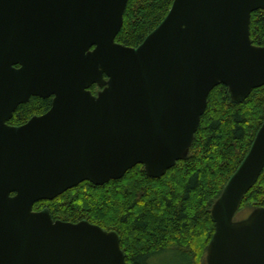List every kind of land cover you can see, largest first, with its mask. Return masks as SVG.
I'll return each mask as SVG.
<instances>
[{"label": "water", "instance_id": "1", "mask_svg": "<svg viewBox=\"0 0 264 264\" xmlns=\"http://www.w3.org/2000/svg\"><path fill=\"white\" fill-rule=\"evenodd\" d=\"M14 2L0 0V23ZM128 2L32 0V57L19 72L1 58L0 36V264H129L116 230L54 219L35 204L138 164L162 177L188 157L216 86L240 103L264 85V45L250 29L264 0H174L136 47L116 41ZM93 84L103 87L96 95ZM30 94L55 95L50 111L8 124ZM263 170L264 121L212 205L208 264H264V206L235 219Z\"/></svg>", "mask_w": 264, "mask_h": 264}, {"label": "trees", "instance_id": "2", "mask_svg": "<svg viewBox=\"0 0 264 264\" xmlns=\"http://www.w3.org/2000/svg\"><path fill=\"white\" fill-rule=\"evenodd\" d=\"M173 1L129 0L116 41L133 47L141 44L165 18ZM250 29L253 43L264 45V10L252 14ZM50 104V99L34 97L16 110L10 123L22 124ZM263 121L264 85L235 103L227 86L220 84L209 95L188 157L162 177L148 176L138 164L121 179L103 185L84 181L53 200L37 202L34 209L47 206L54 219H86L116 230L129 264H155L154 258L167 252H179L182 264H205L203 257L215 232L212 205ZM245 206H264V170L240 209Z\"/></svg>", "mask_w": 264, "mask_h": 264}, {"label": "flooded vegetation", "instance_id": "3", "mask_svg": "<svg viewBox=\"0 0 264 264\" xmlns=\"http://www.w3.org/2000/svg\"><path fill=\"white\" fill-rule=\"evenodd\" d=\"M20 1L21 0H17V1L15 0V2L12 4L14 7L13 9L6 10L5 8L4 9L5 11L2 9V13H1L2 22L0 23V36L4 45L3 52L1 53V58L4 55V51H5V56L7 58L6 55L7 52L8 55L11 57V59L13 60L15 59V62L12 63L11 68L12 70H15L17 72L21 71L22 68L24 67L23 59L25 57H30V58L32 57L31 47L32 44H34L32 39L35 36V23H36L35 8L34 6H32V0L28 3V6L26 5V1H25V5L24 6L22 5L23 6L22 8H20L21 5V3H19ZM7 4L9 3H6V5ZM2 5H3V1H2ZM95 48L96 46H93L91 50H94ZM16 78L19 83L26 84L30 81V74L29 75L23 74L22 76L16 75ZM5 79H8V76H5ZM106 79H108L107 76ZM101 89H103V87H100L97 84H93L90 88L91 92L95 95L98 94V92ZM34 97H40V96H36L35 94H30L28 95L27 100L20 102L17 105V107L13 111V115L11 119L8 121V124L13 126H22L28 123L33 117L42 116L46 114L48 111H50V109L53 106L55 95H52L50 97H40L43 99L51 100V104L45 112L41 114L32 115L26 122L22 124L19 125L11 124L10 122L13 119L16 110L21 105L28 103Z\"/></svg>", "mask_w": 264, "mask_h": 264}, {"label": "rangeland", "instance_id": "4", "mask_svg": "<svg viewBox=\"0 0 264 264\" xmlns=\"http://www.w3.org/2000/svg\"><path fill=\"white\" fill-rule=\"evenodd\" d=\"M254 209L251 208L250 206L243 207L242 209L238 210V212L235 216V219L241 220V219L246 218L247 216H249L251 214V212ZM203 262H205V264H208L207 263V252L203 257ZM154 263L155 264H182L183 262H182V258L180 256L179 252H167V253H164L160 256L155 257Z\"/></svg>", "mask_w": 264, "mask_h": 264}]
</instances>
